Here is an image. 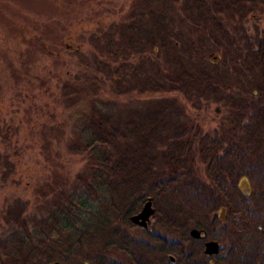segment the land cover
<instances>
[{
	"label": "trees",
	"instance_id": "trees-1",
	"mask_svg": "<svg viewBox=\"0 0 264 264\" xmlns=\"http://www.w3.org/2000/svg\"><path fill=\"white\" fill-rule=\"evenodd\" d=\"M193 3V37L179 29L171 34L158 12L149 27L132 21L119 42L111 41L144 60L162 47L171 74L162 80L148 74L139 86L143 97L164 96L128 121L134 133L128 147L105 110L91 108L85 117L87 135L73 150L89 152L92 181L84 180L104 194V211L70 221L71 207L84 204L69 194L62 210L32 218L31 228L26 219L16 221L21 232L0 238V264H68L77 255L89 264H264V25L249 31L246 20L250 11H263L264 0ZM85 82L92 92L99 88L95 75ZM202 97H211L207 105L221 101L220 121L210 124L197 104ZM147 197L153 220L130 236L123 225H133L130 216ZM192 227L217 240L219 252L206 255L202 240L189 235Z\"/></svg>",
	"mask_w": 264,
	"mask_h": 264
},
{
	"label": "rangeland",
	"instance_id": "rangeland-1",
	"mask_svg": "<svg viewBox=\"0 0 264 264\" xmlns=\"http://www.w3.org/2000/svg\"><path fill=\"white\" fill-rule=\"evenodd\" d=\"M262 9L249 12V31L264 25ZM158 12L171 34L179 29L194 36L188 29L197 14L193 0H0V238L21 232L16 221L26 219L31 228L32 218L62 210L69 194L84 204L71 207L70 221L78 222V213L92 218L104 211V194L84 180L92 181L86 172L89 152L77 154L73 146L87 135L88 111L99 108L122 133L121 147H128L134 138L128 121L137 111L155 108L164 96L137 93L146 75L162 80L171 74L168 51H148L144 60L111 42H119L132 21L149 27ZM86 75L96 76L97 90L87 87ZM208 99L197 104L213 124L225 108L218 100L207 105ZM239 186L247 192V179L241 178ZM142 228L123 225L134 237ZM109 255L120 257L112 251ZM70 260L68 264H89L79 255Z\"/></svg>",
	"mask_w": 264,
	"mask_h": 264
},
{
	"label": "water",
	"instance_id": "water-1",
	"mask_svg": "<svg viewBox=\"0 0 264 264\" xmlns=\"http://www.w3.org/2000/svg\"><path fill=\"white\" fill-rule=\"evenodd\" d=\"M154 211L155 210H154V207L152 205V199H151V197H147L145 202L143 203L141 209L138 212H136L130 216V221L133 224H136V225H139L141 227L146 228L148 226V222L150 221L151 217L154 214ZM220 216H221V218H224V210H221ZM205 233L206 232L203 229L196 228V227H192L189 230V235L192 238L204 237L206 235ZM219 249H220V244L215 239L207 240L204 243V253L206 255L217 254L219 252ZM170 259L173 261L174 257L170 256ZM50 264H63V263L56 260V261L51 262Z\"/></svg>",
	"mask_w": 264,
	"mask_h": 264
},
{
	"label": "flooded vegetation",
	"instance_id": "flooded-vegetation-1",
	"mask_svg": "<svg viewBox=\"0 0 264 264\" xmlns=\"http://www.w3.org/2000/svg\"><path fill=\"white\" fill-rule=\"evenodd\" d=\"M140 210V209H139ZM138 210V211H139ZM138 211H136V212H138ZM135 212V213H136ZM136 225V224H135ZM139 226V225H138ZM206 235H207V233H205ZM195 239H200V240H202V243H203V246H204V243H205V239H204V237H200V238H195ZM203 251H204V247H203Z\"/></svg>",
	"mask_w": 264,
	"mask_h": 264
}]
</instances>
